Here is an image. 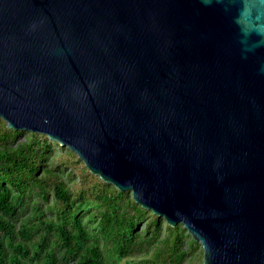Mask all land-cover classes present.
<instances>
[{
  "label": "water",
  "instance_id": "1",
  "mask_svg": "<svg viewBox=\"0 0 264 264\" xmlns=\"http://www.w3.org/2000/svg\"><path fill=\"white\" fill-rule=\"evenodd\" d=\"M0 119L264 264V0H0Z\"/></svg>",
  "mask_w": 264,
  "mask_h": 264
},
{
  "label": "trees",
  "instance_id": "2",
  "mask_svg": "<svg viewBox=\"0 0 264 264\" xmlns=\"http://www.w3.org/2000/svg\"><path fill=\"white\" fill-rule=\"evenodd\" d=\"M182 225L134 203L76 154L0 119V264H202Z\"/></svg>",
  "mask_w": 264,
  "mask_h": 264
},
{
  "label": "rangeland",
  "instance_id": "3",
  "mask_svg": "<svg viewBox=\"0 0 264 264\" xmlns=\"http://www.w3.org/2000/svg\"><path fill=\"white\" fill-rule=\"evenodd\" d=\"M120 264H122L121 262H119Z\"/></svg>",
  "mask_w": 264,
  "mask_h": 264
}]
</instances>
